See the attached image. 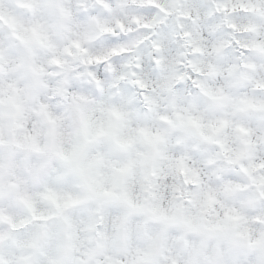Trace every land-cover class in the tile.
<instances>
[{
    "label": "clouds",
    "instance_id": "obj_1",
    "mask_svg": "<svg viewBox=\"0 0 264 264\" xmlns=\"http://www.w3.org/2000/svg\"><path fill=\"white\" fill-rule=\"evenodd\" d=\"M0 264H264V0H0Z\"/></svg>",
    "mask_w": 264,
    "mask_h": 264
}]
</instances>
